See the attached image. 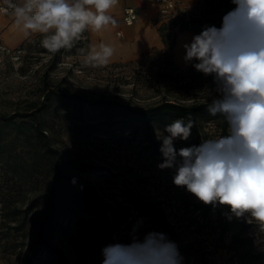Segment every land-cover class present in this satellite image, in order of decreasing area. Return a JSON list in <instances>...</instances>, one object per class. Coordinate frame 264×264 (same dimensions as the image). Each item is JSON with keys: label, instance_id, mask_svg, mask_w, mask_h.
I'll return each instance as SVG.
<instances>
[{"label": "rangeland", "instance_id": "obj_1", "mask_svg": "<svg viewBox=\"0 0 264 264\" xmlns=\"http://www.w3.org/2000/svg\"><path fill=\"white\" fill-rule=\"evenodd\" d=\"M197 1L191 4L179 1L178 5L184 11ZM12 2L21 4L23 0ZM0 7H6L4 0H0ZM152 21L158 27L170 21V17L157 12ZM168 26L169 31L175 32L171 61L157 52L138 63L129 62L136 56L93 67L83 63L84 54L80 50H87L89 46L81 40L72 49H61L55 57L42 47V37L35 36L30 46L21 48L20 43L8 46L0 40V264L23 261L31 251L40 219L47 211L46 205H30L36 194L49 187L51 174L44 167V159L37 156L42 143L35 136V120L30 115H19L41 93L43 85L88 97L115 98L140 107L165 97H204L207 89L214 87L211 76L206 77L185 64L184 48H180L177 56L181 33L189 30L193 36L195 31L179 30L174 22ZM186 39H182L183 43L191 40ZM163 65L169 76L182 71L184 77L173 76L169 88L158 89V81L149 82L162 76L153 72L162 71ZM43 122L53 148L65 157L98 166L94 173L65 168L64 174L86 184L98 203L105 206L116 244L127 245L133 238L143 240L148 233L158 232L174 241L178 249L188 245L189 261L183 258L182 264H259L241 263L239 252L244 243L253 250L264 251V228L257 222L249 223L240 233L245 241L234 240L233 234L240 231L239 221L234 230L224 233L220 230L223 218H234L227 206L217 204L204 214L205 204L184 187L173 184L175 169L158 168L163 162L159 151L162 142L156 139L155 131L164 126L154 124L147 131L121 126L109 132L83 133L74 115L54 105L45 113ZM198 130L202 142L205 138L226 135L228 125L221 115L202 117L198 119ZM174 146L178 150L190 147V143L177 139ZM54 199L58 220L47 232L50 241L63 250L70 264H103L98 224L83 215L70 200L67 187H58ZM195 204L202 207L197 208ZM163 223L168 230H164ZM31 264L60 263L52 255L41 252L35 253Z\"/></svg>", "mask_w": 264, "mask_h": 264}, {"label": "clouds", "instance_id": "obj_2", "mask_svg": "<svg viewBox=\"0 0 264 264\" xmlns=\"http://www.w3.org/2000/svg\"><path fill=\"white\" fill-rule=\"evenodd\" d=\"M234 8L222 17L219 28L205 26L182 46L183 60L214 87L208 111L220 114L228 133L205 138L197 146L176 149L174 141H187L196 121L181 118L156 129L163 162L158 168L175 169L173 184L184 187L205 205L227 206L230 215L257 222L264 228V0H231ZM25 38L41 35V45L50 53L72 49L86 30L100 33L117 26L110 14L118 0H4ZM83 63L107 65L114 47L92 44ZM75 184V179L72 181ZM103 264H182L174 241L164 233H148L130 244L102 249Z\"/></svg>", "mask_w": 264, "mask_h": 264}, {"label": "trees", "instance_id": "obj_3", "mask_svg": "<svg viewBox=\"0 0 264 264\" xmlns=\"http://www.w3.org/2000/svg\"><path fill=\"white\" fill-rule=\"evenodd\" d=\"M234 5L231 0H198L191 9L184 10L181 14L171 16L170 21L163 22L158 26L164 46L157 48L152 46L150 49L141 52L136 58L130 60V63L141 62L144 58L149 57L153 53L162 52L171 61L170 52L174 44L175 32L169 31L168 24L170 22L177 23L178 29H191L196 34H199L205 26H216L219 28L222 23V17L232 10ZM35 36L41 37L40 34L24 39L19 48L30 46L35 41ZM171 37V38H170ZM170 38V39H169ZM81 42L88 47L89 38L88 30L81 36ZM42 50V49H41ZM55 53L53 57H55ZM190 67V66H189ZM189 67H185L187 69ZM162 71L157 69L153 74H161L160 78H155L149 84L160 83L157 88H169L172 83V77H184L182 71L174 72L169 76V72L163 66L160 67ZM151 71V70H150ZM212 77V76H211ZM213 78L211 86H214ZM206 96L198 97H165L161 101L147 106H134L128 101H122L115 98H95L88 97L79 92H72L65 89H57L43 85L41 93L37 98L30 102L29 108L19 115H30L35 120V136L41 144V149L38 151V158L44 159V167L46 171L51 174L50 185L46 190L40 191L36 194L30 205L43 206L46 205L47 211L40 219L37 236L33 241L31 251L23 259L20 264H31L35 253H48L55 257L60 264H70L66 259L63 250L56 244L50 241L47 232L50 227L57 222V202L54 199L58 187H67L70 200L79 207L83 215H88L98 224L102 234L101 247L102 249L108 245H115L112 240L111 224L105 212V206L99 204L93 190L89 188L77 177L69 174H64V169H74L75 171H82L86 173H94L98 170V166L87 161L76 160L65 157L57 149L53 148L47 138L48 133L44 127V116L51 105L54 107L62 106L67 111V114H72L78 121L80 131L83 133H91L92 131L109 132L121 126L131 127L133 130L147 131L154 124L166 126L176 119H187L191 117L196 121L195 126L191 130V136L188 141L190 146L199 145L201 143L198 119L202 117H211L208 111L211 99L205 100ZM89 113V114H88ZM220 115V114H217ZM223 117V116H222ZM13 118V116H12ZM11 118V119H12ZM224 122H226L223 117ZM34 123V122H33ZM75 179V184L72 183ZM143 203V202H141ZM197 208L202 207V204H195ZM213 205L204 206V214ZM239 229L233 234L232 238L238 242H244L245 237L240 235L242 230H246L250 224L246 223L244 219L223 218L220 223V230L224 233L227 230H234L238 225ZM164 224V223H163ZM164 230H168L167 225H162ZM102 252V251H101ZM180 255L189 261L188 245H184L179 249ZM240 262L255 261L259 264H264V251L253 250L250 245L244 243L240 248ZM103 255V254H102ZM200 264V263H197Z\"/></svg>", "mask_w": 264, "mask_h": 264}, {"label": "crops", "instance_id": "obj_4", "mask_svg": "<svg viewBox=\"0 0 264 264\" xmlns=\"http://www.w3.org/2000/svg\"><path fill=\"white\" fill-rule=\"evenodd\" d=\"M177 1L182 4H191L195 0ZM125 5H132L136 9L137 18L130 24L122 19ZM158 9L159 4L156 0H118V4L110 12L116 19L117 26H110L100 33L88 30V46L101 42L112 45L114 54L110 60L134 58L152 46H164L158 27L152 21L153 16L159 12ZM181 36L182 39L187 38V42L192 37L189 30L182 32L179 38ZM24 39L26 38L22 31L15 24L12 10L0 12V40L8 46H15Z\"/></svg>", "mask_w": 264, "mask_h": 264}, {"label": "built area", "instance_id": "obj_5", "mask_svg": "<svg viewBox=\"0 0 264 264\" xmlns=\"http://www.w3.org/2000/svg\"><path fill=\"white\" fill-rule=\"evenodd\" d=\"M159 4V12L163 16L171 17L181 14L183 8L178 5L177 0H156ZM137 18L136 9L132 5L123 7L122 19L125 23L130 24Z\"/></svg>", "mask_w": 264, "mask_h": 264}, {"label": "bare ground", "instance_id": "obj_6", "mask_svg": "<svg viewBox=\"0 0 264 264\" xmlns=\"http://www.w3.org/2000/svg\"><path fill=\"white\" fill-rule=\"evenodd\" d=\"M179 41H178V44H177V46H176V49H177V56H179V51H180V48L182 47L183 48V44L185 43H183V40H182V36H181V38L180 39H178ZM187 40V39H186ZM183 50V49H182Z\"/></svg>", "mask_w": 264, "mask_h": 264}]
</instances>
